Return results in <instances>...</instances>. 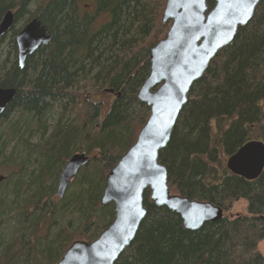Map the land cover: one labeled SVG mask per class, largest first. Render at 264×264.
<instances>
[{
  "label": "trees",
  "instance_id": "16d2710c",
  "mask_svg": "<svg viewBox=\"0 0 264 264\" xmlns=\"http://www.w3.org/2000/svg\"><path fill=\"white\" fill-rule=\"evenodd\" d=\"M80 1L0 0V20L7 10L14 13L0 40V87L16 91L0 113V264H55L74 240H94L113 219L112 205L99 203L105 176L149 116L136 94L149 73L150 48L169 26L161 21L165 0H93L91 14H79ZM207 6L210 10L214 1ZM101 14L108 21L93 29ZM33 17L51 40L20 68L14 36ZM106 90L114 98L103 115L104 102L93 98ZM53 111L59 117L48 133ZM21 124L29 136L39 132L43 139L32 147L33 160L22 138L18 160L16 147L4 155ZM250 141L264 146V0L192 84L158 156L172 194L210 202L223 216L186 230L179 215L150 200L147 189V213L114 264H264L257 250L264 240V166L254 180L226 167ZM74 153L91 159L58 199L59 168ZM6 187L9 201L2 196ZM240 201L245 211L231 212ZM66 216L64 225L52 229ZM13 224L17 232L3 237V228Z\"/></svg>",
  "mask_w": 264,
  "mask_h": 264
},
{
  "label": "water",
  "instance_id": "95a60500",
  "mask_svg": "<svg viewBox=\"0 0 264 264\" xmlns=\"http://www.w3.org/2000/svg\"><path fill=\"white\" fill-rule=\"evenodd\" d=\"M165 0L161 21L168 30L149 51V73L136 99L149 108V116L135 142L105 176L99 200L112 204L114 217L93 241L75 240L55 264H114L131 244L147 210L143 193L150 200L180 216L186 230L196 231L207 222L221 219L220 207L207 201L171 194L166 168L158 162L167 146L178 115L187 102L192 84L201 78L211 59L229 45L238 29L251 20L263 0ZM14 13L7 10L0 20V40L9 32ZM51 35L34 17L15 35L17 62L23 68L27 56L50 43ZM108 92H112L108 90ZM14 88L0 87V113L15 97ZM89 162L84 153L72 154L60 171L55 194L63 198L71 180ZM264 166V146L256 141L242 145L226 161L227 169L254 180ZM0 176V182L3 181Z\"/></svg>",
  "mask_w": 264,
  "mask_h": 264
},
{
  "label": "rangeland",
  "instance_id": "374dc122",
  "mask_svg": "<svg viewBox=\"0 0 264 264\" xmlns=\"http://www.w3.org/2000/svg\"><path fill=\"white\" fill-rule=\"evenodd\" d=\"M78 9H79V14H82V13H85V12H89L90 14L93 13V11H94V2H93V0H82V1H80L78 3ZM31 10H33V8H31ZM108 19H109V15L108 14L107 15L106 14H101V15L97 16L96 19H94L91 27L93 29H97L104 21H108ZM26 20H24V21H26ZM29 20H27V21H29ZM19 27L21 28L20 25H19ZM16 28H18V25L16 26ZM164 36L162 38H164ZM7 38H9V37L7 36L6 39H5V41L7 40ZM113 98L114 97H113L112 94L100 93L99 92V94L95 95L93 99L94 100H102L104 102V109H103V115H104L106 113V111L108 109V106H109V104H110V102L112 101ZM14 116H16V114H14ZM58 117H59V115H58V112L57 111H53V112H51L48 115V118H47L48 133L52 132L53 127H54L55 123L57 122ZM71 117L72 116H65V119L66 120H70ZM10 123H12V118H10V120L7 121L5 124L7 125V124H10ZM3 125H2L1 128H4L5 127ZM21 138L23 139V141H26L27 140L28 145H29V147L32 150V152H31V160L35 159L36 158V154L33 152L34 150H33L32 147L34 145H40V144H42L43 143L42 142L43 139L41 138L39 132H33L29 136L28 132H26V130H24V127H23L22 124L19 127H17V132H16V135H15V138L12 141H10V142L7 143V146H6V150H5V154L4 155H7L8 152L12 148H14V147H16V149H17L16 152L18 153V151H20V146L22 145V143H24V142H22ZM16 141L19 142L18 145H17ZM18 159H19V153L17 154L16 160H18ZM62 167L63 166H61L59 168V170H61ZM59 173H60V171H59ZM59 173H58V176H59ZM25 188H26V185L24 186V189ZM10 195H11V188L10 187H6V189L2 193V196L5 197V199L7 201H9L10 200ZM21 196H23V195H21ZM17 201L20 202V199L18 198ZM244 211H245V203L243 201L237 202L234 205L233 209L231 210V212H233V213L234 212H244ZM67 215H69V213H67ZM66 219H67V216H66L65 219H59L58 221H56L55 224H53L54 226L52 227V229L53 228L56 229L59 226H62V224L64 225ZM9 223H12V222H9ZM1 226H3V224ZM17 228L18 227H17L16 224L11 225L10 228L9 227L8 228L4 227L3 230H2L3 237L7 238L10 235L9 231H12L11 233L17 232ZM257 250L264 257V240L259 243V245L257 246ZM0 252H1V248H0Z\"/></svg>",
  "mask_w": 264,
  "mask_h": 264
},
{
  "label": "bare ground",
  "instance_id": "6f19581e",
  "mask_svg": "<svg viewBox=\"0 0 264 264\" xmlns=\"http://www.w3.org/2000/svg\"><path fill=\"white\" fill-rule=\"evenodd\" d=\"M56 186V185H55Z\"/></svg>",
  "mask_w": 264,
  "mask_h": 264
},
{
  "label": "flooded vegetation",
  "instance_id": "af4514ba",
  "mask_svg": "<svg viewBox=\"0 0 264 264\" xmlns=\"http://www.w3.org/2000/svg\"><path fill=\"white\" fill-rule=\"evenodd\" d=\"M26 61V60H25Z\"/></svg>",
  "mask_w": 264,
  "mask_h": 264
}]
</instances>
